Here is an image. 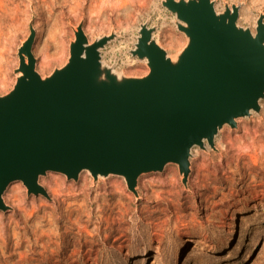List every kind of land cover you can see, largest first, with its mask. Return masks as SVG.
<instances>
[{
  "label": "rangeland",
  "instance_id": "obj_1",
  "mask_svg": "<svg viewBox=\"0 0 264 264\" xmlns=\"http://www.w3.org/2000/svg\"><path fill=\"white\" fill-rule=\"evenodd\" d=\"M163 0H0V96L13 87L17 50L31 47L41 77L63 67L81 24L89 43L114 35L101 61L117 74L142 77L130 54L140 25L175 57L186 45ZM218 13L238 7L237 24L254 32L264 0H212ZM252 142V143H251ZM191 151L187 184L177 166L137 178L134 196L120 176L76 180L47 172L48 198L10 183L0 211V264H264V99L260 110L224 126L214 149Z\"/></svg>",
  "mask_w": 264,
  "mask_h": 264
},
{
  "label": "water",
  "instance_id": "obj_2",
  "mask_svg": "<svg viewBox=\"0 0 264 264\" xmlns=\"http://www.w3.org/2000/svg\"><path fill=\"white\" fill-rule=\"evenodd\" d=\"M185 47L169 57L140 25L133 57L144 59L142 77L117 74L101 61L114 38L88 42L74 31L66 64L49 76L35 70L34 31L17 50L12 89L0 96V211L2 195L21 182L27 195L48 198L38 183L47 172L76 180L124 179L134 196L137 178L177 166L186 186L194 147L214 149L224 127L260 110L264 99V15L254 32L237 24L238 7L218 13L212 0H163Z\"/></svg>",
  "mask_w": 264,
  "mask_h": 264
},
{
  "label": "bare ground",
  "instance_id": "obj_3",
  "mask_svg": "<svg viewBox=\"0 0 264 264\" xmlns=\"http://www.w3.org/2000/svg\"><path fill=\"white\" fill-rule=\"evenodd\" d=\"M252 143V142H251Z\"/></svg>",
  "mask_w": 264,
  "mask_h": 264
}]
</instances>
